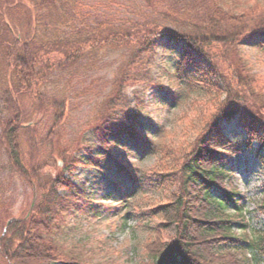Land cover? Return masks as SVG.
<instances>
[{
	"label": "trees",
	"instance_id": "1",
	"mask_svg": "<svg viewBox=\"0 0 264 264\" xmlns=\"http://www.w3.org/2000/svg\"><path fill=\"white\" fill-rule=\"evenodd\" d=\"M140 1L154 18L129 26L97 25L72 38L39 40L36 12L46 9L55 30L67 21L63 7L71 0H0V72L11 94L0 147L32 198L21 216L5 219L0 264H93L92 249L63 238L69 220L95 219L100 210L67 175L79 166L99 167L124 137L142 141L156 156L149 168L120 165L131 192L121 187L112 208L114 216L124 211V221L140 213L151 222L142 245L146 264H249L248 255L264 259L263 232L250 240L235 232L246 230L247 223L225 162L241 149L235 144L233 151L221 149V124L237 119L243 144H255L256 156L264 163V74L255 69L258 59L251 61L242 51L250 43L264 55V0ZM160 40L181 48L169 81L180 91L174 99L182 97L186 106L176 120L177 131L161 129L154 144L134 126L136 114L123 91L162 88L150 76ZM107 51L120 56L108 92L72 141L54 149V143H62L58 131L67 118V98L53 95L45 101L42 88L54 74H71L84 60ZM36 111L51 122L42 141L31 118ZM88 131L102 154H93L92 146L83 142ZM45 145L49 148L42 154ZM80 150L86 152L85 159L75 157ZM144 183L161 197L144 201L141 211L128 202ZM228 207L235 214H228Z\"/></svg>",
	"mask_w": 264,
	"mask_h": 264
},
{
	"label": "rangeland",
	"instance_id": "2",
	"mask_svg": "<svg viewBox=\"0 0 264 264\" xmlns=\"http://www.w3.org/2000/svg\"><path fill=\"white\" fill-rule=\"evenodd\" d=\"M68 1V0H67ZM140 0H71L64 5L66 14L65 24H57L52 29L46 9L36 12V36L39 40L57 38H72L76 35L88 33L90 28L97 25L126 26L143 22L146 17H152L150 10H146ZM54 7H60L57 3ZM61 8V7H60ZM49 14V13H48ZM17 16V15H16ZM242 51L255 63L256 71L264 74V55L246 43ZM181 48L164 40L156 43L153 64L150 70L151 78L162 88L143 89L140 86L126 88L123 94L127 98V105L135 112L137 130L139 134L156 144L161 136V129L169 132L177 131V118L186 103L182 97L174 99V93L180 91L169 81V75L176 69ZM120 61L118 53L107 51L92 59L84 60L78 69L71 74L56 73L50 82L42 88L45 101L56 95L67 98V118L58 131L61 144L53 148L65 147L79 133L81 127L94 114L97 102L109 90L110 81L114 77L115 68ZM260 61V62H259ZM194 69L191 68V71ZM2 82V83H1ZM3 74L0 72V129L10 118L11 94L6 93ZM139 102L138 105L136 103ZM38 132V139L43 140L51 125L48 116H42L39 111L32 114ZM221 134L224 146L221 148L241 151L226 158L225 171L232 185L240 193L241 214L247 223L244 231L235 230L238 234H245L250 240L257 233H264V163L257 158L255 144L246 148L243 144L244 132L238 125L237 119L221 124ZM83 142L92 146L93 154H102L101 145L94 144L90 132L82 135ZM42 148V154L48 150ZM75 157L85 159L86 152L80 150ZM156 156L143 146L142 141H132L121 138L110 158H103L99 167L79 166L72 170L67 178L80 190L84 191L93 204L99 207L100 215L95 219L77 217L68 221L64 236L66 242H76L92 249L93 264H146L142 252V245L147 236L151 222L140 213L133 214L124 221L119 211L114 216L112 210L115 201L122 194V188L131 192V186L125 179L120 165L124 164L137 169L149 168L154 165ZM62 166V165H61ZM51 173L53 168L49 169ZM129 198V206L136 205L144 210V201L159 199L161 192L153 189L147 183L141 190L135 191ZM32 201L31 190L9 168L0 147V230L7 216L10 218L21 216ZM228 214H235L232 207L226 208ZM249 264H264V259L253 260L251 255Z\"/></svg>",
	"mask_w": 264,
	"mask_h": 264
},
{
	"label": "water",
	"instance_id": "3",
	"mask_svg": "<svg viewBox=\"0 0 264 264\" xmlns=\"http://www.w3.org/2000/svg\"><path fill=\"white\" fill-rule=\"evenodd\" d=\"M59 166H60V163H59Z\"/></svg>",
	"mask_w": 264,
	"mask_h": 264
}]
</instances>
